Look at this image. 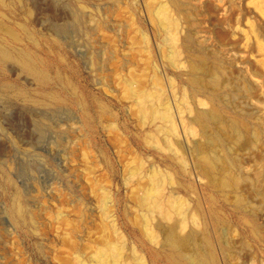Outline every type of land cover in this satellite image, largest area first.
Instances as JSON below:
<instances>
[{
  "label": "rangeland",
  "instance_id": "obj_1",
  "mask_svg": "<svg viewBox=\"0 0 264 264\" xmlns=\"http://www.w3.org/2000/svg\"><path fill=\"white\" fill-rule=\"evenodd\" d=\"M4 1L0 19L21 40L0 44L12 55L0 62V264L91 262L108 241L123 247V264L140 254L147 264H177L161 249L173 220L150 213L158 240H149L132 192L152 168L173 175L165 198L187 203L174 215L187 221L178 231L194 230L212 264H264V3ZM161 3L179 23L177 67L164 56L167 34L152 19ZM155 71L177 125L171 138L178 153L161 149L163 122L142 125L124 97L126 80L151 89ZM201 110L219 119L193 122ZM149 133L159 143L149 144ZM203 155L219 158L209 177ZM104 189L117 205L110 213Z\"/></svg>",
  "mask_w": 264,
  "mask_h": 264
},
{
  "label": "bare ground",
  "instance_id": "obj_2",
  "mask_svg": "<svg viewBox=\"0 0 264 264\" xmlns=\"http://www.w3.org/2000/svg\"><path fill=\"white\" fill-rule=\"evenodd\" d=\"M254 3H256L257 8L260 9L261 4L264 3V0H259ZM0 4L6 5L4 0H0ZM173 8L176 7L174 6ZM152 13L154 16L152 17V19L154 21L156 20L159 27L167 34L166 38H163V40H165L166 44L169 45V49L168 53L164 56H166L167 59L171 61L173 66L177 67L180 63V49L177 46L180 34L179 23L172 17L170 9L166 3H161L157 8H154V10H152ZM20 26L26 31V27L23 24H21ZM0 34L2 35L0 44H2V41L5 40L8 42L21 40L19 32L14 30L11 26L7 25L5 21L1 19ZM144 36L146 37V35ZM4 45L5 46H0V62H3V60L12 56L6 48L7 44ZM147 51L149 52V50ZM23 57L25 58H23L25 65L32 68V65L30 64L31 61L27 59L28 57ZM192 68L196 69V66L192 65ZM155 70L157 71V69ZM156 71L152 79L151 89L141 87V83L138 79L126 80L124 87V97L132 100V107H134L135 111L137 112L136 114L139 117L142 125H145L147 122L154 123L157 120L163 122V125L159 127V131L164 136L163 139H161L163 141L161 149L178 153L180 147H176L171 138L177 131V125L173 120L171 104L169 103V100L164 97L163 81L156 74ZM170 80L172 84L175 85L174 79L171 78ZM112 89L114 90V88ZM199 102L202 106H205L207 104L204 99H199ZM180 104H182V102H180ZM180 111L182 113L184 112L182 107H180ZM207 117L214 118L215 120L219 119V115L213 110H201L198 111V114L192 119V121L199 122L201 125L207 126ZM182 122L187 125L184 119ZM187 126L191 128L188 130H190L193 135L197 134V130L194 126ZM159 140L160 137H158L156 134H148L147 141L149 142V144L152 145L154 142L159 143ZM172 158L175 157L172 156ZM203 158L204 167L202 168V175L209 177L215 173L219 158L217 156L209 155H203ZM142 169L143 162L139 163V165L131 169L130 174L132 178L133 176H136L138 173H140ZM145 177V183L142 184L139 180L138 186L133 188L132 192L137 195V204L145 211L142 216V224L146 237L151 241L158 240L155 231L151 228L150 213L159 211L163 215L164 219L173 220V223L165 229L163 241L161 242V249L167 253L170 260L174 261L177 264H212L213 255L211 254L209 248L205 243L202 244L196 239L194 230H190L185 235L180 234L178 231V229H180L181 231L185 230V228L187 227V221L184 217L176 218L174 215H180L184 213L186 211L187 203L186 200L180 195H171L170 197L167 196L168 199L165 198V181L170 182V184H173L174 182V177L171 172L169 170L167 172H163L156 168H152L150 170V173ZM141 179H143V177ZM223 184L226 186H230L229 180L227 179L223 181ZM103 193V208L105 210H108L107 213H110L112 209H116L117 205L113 201L108 190L104 189ZM16 213L19 218H25V211L21 203H19ZM78 258V264H123V261L127 259V256H124L123 247L118 242L108 241L105 245L99 246L97 248L96 252H94L93 257L91 258V262H87L80 257ZM131 260L132 264H147V260L144 254L132 257Z\"/></svg>",
  "mask_w": 264,
  "mask_h": 264
}]
</instances>
